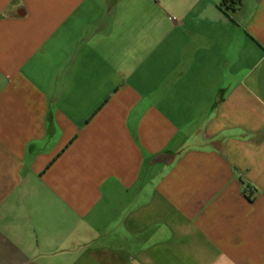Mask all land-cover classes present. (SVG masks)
Returning a JSON list of instances; mask_svg holds the SVG:
<instances>
[{
	"label": "crops",
	"instance_id": "0c3cea01",
	"mask_svg": "<svg viewBox=\"0 0 264 264\" xmlns=\"http://www.w3.org/2000/svg\"><path fill=\"white\" fill-rule=\"evenodd\" d=\"M0 0V264H264V0Z\"/></svg>",
	"mask_w": 264,
	"mask_h": 264
},
{
	"label": "trees",
	"instance_id": "16d2710c",
	"mask_svg": "<svg viewBox=\"0 0 264 264\" xmlns=\"http://www.w3.org/2000/svg\"><path fill=\"white\" fill-rule=\"evenodd\" d=\"M229 2L231 3L230 5H228ZM224 4L228 5V8H233L236 5L234 0H224Z\"/></svg>",
	"mask_w": 264,
	"mask_h": 264
}]
</instances>
